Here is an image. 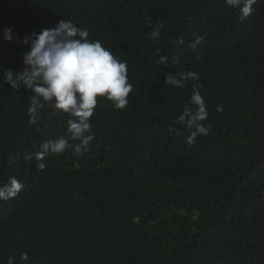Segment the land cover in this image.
<instances>
[{"label": "trees", "instance_id": "obj_1", "mask_svg": "<svg viewBox=\"0 0 264 264\" xmlns=\"http://www.w3.org/2000/svg\"><path fill=\"white\" fill-rule=\"evenodd\" d=\"M254 7L240 21L223 0H0V65L21 70L28 49L4 27L22 39L65 15L128 62L133 84L125 109L97 98L89 151L49 154L43 171L25 156L69 117L46 107L29 125L32 93L0 84V185H24L0 201V264L15 250L34 264H264V2ZM157 49L199 80L165 85L177 68L157 65ZM194 83L210 131L189 146L169 127Z\"/></svg>", "mask_w": 264, "mask_h": 264}, {"label": "clouds", "instance_id": "obj_2", "mask_svg": "<svg viewBox=\"0 0 264 264\" xmlns=\"http://www.w3.org/2000/svg\"><path fill=\"white\" fill-rule=\"evenodd\" d=\"M223 2L227 8L238 13L240 21H245L256 11L254 6L264 0ZM145 23L150 26L151 18H147ZM161 28L162 21L150 33L153 41L160 38ZM96 37L90 27L65 15L53 27L33 31L22 39L13 32L11 26L3 28L2 38L5 41L15 40L28 45V49L22 53L21 70L14 71L0 65V84H7L12 90L23 87L32 93L27 106L28 124L38 125L46 107L52 109L53 115L67 114L69 117L61 135L54 140L41 142L38 151L25 156L26 160L34 158L36 167L41 171L46 167L43 161L49 154L58 156L71 150L73 155L81 156L89 151V145L95 139L91 117L95 114L98 97L111 101L116 110L125 109L130 103L128 97L133 92V84L129 82L128 62L104 47L99 39H94ZM202 42L203 37L197 36L189 48L195 52ZM175 43L182 45L184 41L178 39ZM156 54L157 65L167 69L171 63L177 68L174 73H165V85L184 89L188 81L199 80L198 72L183 68L179 55L170 59L168 55L161 54L159 49ZM216 110L223 111V108L217 105ZM208 117L206 101L199 86L194 83L188 102L169 131L182 135V128L188 133L185 142L191 146L196 143L198 136L209 134L210 127L202 123ZM177 124L180 128L176 127ZM23 187L16 177H10L7 183L0 185V201L15 198ZM16 263L34 264V261L27 252L15 250L14 256L7 258L6 264Z\"/></svg>", "mask_w": 264, "mask_h": 264}]
</instances>
